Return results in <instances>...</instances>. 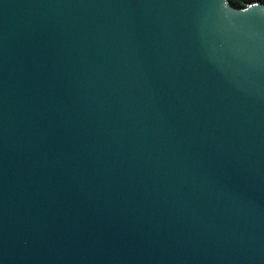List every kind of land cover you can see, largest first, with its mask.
Returning a JSON list of instances; mask_svg holds the SVG:
<instances>
[{
    "label": "water",
    "instance_id": "95a60500",
    "mask_svg": "<svg viewBox=\"0 0 264 264\" xmlns=\"http://www.w3.org/2000/svg\"><path fill=\"white\" fill-rule=\"evenodd\" d=\"M0 264H264V3L0 0Z\"/></svg>",
    "mask_w": 264,
    "mask_h": 264
},
{
    "label": "trees",
    "instance_id": "16d2710c",
    "mask_svg": "<svg viewBox=\"0 0 264 264\" xmlns=\"http://www.w3.org/2000/svg\"><path fill=\"white\" fill-rule=\"evenodd\" d=\"M232 5L237 8H245L250 4L261 2L264 3V0H228Z\"/></svg>",
    "mask_w": 264,
    "mask_h": 264
}]
</instances>
